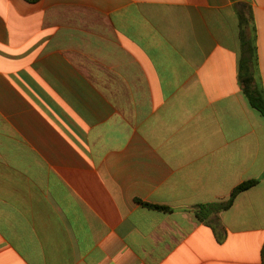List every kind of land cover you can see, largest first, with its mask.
<instances>
[{
    "label": "crops",
    "instance_id": "obj_1",
    "mask_svg": "<svg viewBox=\"0 0 264 264\" xmlns=\"http://www.w3.org/2000/svg\"><path fill=\"white\" fill-rule=\"evenodd\" d=\"M241 54L232 0H0V264H264Z\"/></svg>",
    "mask_w": 264,
    "mask_h": 264
},
{
    "label": "trees",
    "instance_id": "obj_2",
    "mask_svg": "<svg viewBox=\"0 0 264 264\" xmlns=\"http://www.w3.org/2000/svg\"><path fill=\"white\" fill-rule=\"evenodd\" d=\"M37 3L41 0H26ZM235 12L239 20L241 38V60L239 64V83L250 106L264 117V89L261 77L257 75L258 55L256 46V27L253 15L252 0H232ZM248 32V34H247ZM251 32L253 37L251 38ZM260 180H249L238 185L231 193L227 201L208 203L196 207V216L201 222H205L211 215L228 210L235 199L243 192L258 185ZM144 207L170 212L171 209L148 203H140Z\"/></svg>",
    "mask_w": 264,
    "mask_h": 264
},
{
    "label": "rangeland",
    "instance_id": "obj_3",
    "mask_svg": "<svg viewBox=\"0 0 264 264\" xmlns=\"http://www.w3.org/2000/svg\"><path fill=\"white\" fill-rule=\"evenodd\" d=\"M247 34H248V32H247Z\"/></svg>",
    "mask_w": 264,
    "mask_h": 264
}]
</instances>
